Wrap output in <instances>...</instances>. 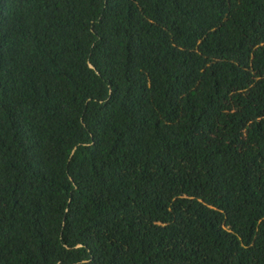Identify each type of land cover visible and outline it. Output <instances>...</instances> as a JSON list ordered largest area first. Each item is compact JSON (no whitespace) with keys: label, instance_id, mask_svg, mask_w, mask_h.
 <instances>
[{"label":"trees","instance_id":"1","mask_svg":"<svg viewBox=\"0 0 264 264\" xmlns=\"http://www.w3.org/2000/svg\"><path fill=\"white\" fill-rule=\"evenodd\" d=\"M0 264H264V0H0Z\"/></svg>","mask_w":264,"mask_h":264},{"label":"water","instance_id":"2","mask_svg":"<svg viewBox=\"0 0 264 264\" xmlns=\"http://www.w3.org/2000/svg\"><path fill=\"white\" fill-rule=\"evenodd\" d=\"M89 68L93 69L92 65L90 63H88ZM78 247V246H77Z\"/></svg>","mask_w":264,"mask_h":264}]
</instances>
